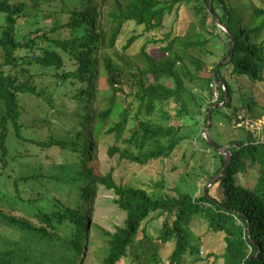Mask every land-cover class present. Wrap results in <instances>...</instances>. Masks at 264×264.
<instances>
[{
	"label": "trees",
	"instance_id": "1",
	"mask_svg": "<svg viewBox=\"0 0 264 264\" xmlns=\"http://www.w3.org/2000/svg\"><path fill=\"white\" fill-rule=\"evenodd\" d=\"M61 3L58 9H48L47 16L54 18L50 25L42 24L22 34L19 19L29 13L28 3L0 0L4 19L0 27L3 56L0 169L8 164L9 124L18 138L23 137L21 127L28 126L21 122L25 107L20 97L36 96L51 103L44 88H38L37 78L50 73L59 84L68 87V96L74 100V108L65 114L68 127L63 132L50 133L46 140L29 139L40 149L54 147L68 154L67 164L61 165L65 176H53L63 182L66 179L67 199L54 200L50 209L34 213L36 222L8 214L0 207V225L9 227L10 235L33 243L31 249L25 248L27 242L15 245L20 249L8 247L0 253V264H80L90 202L99 184L113 190L118 206L125 211V222L114 232H104L106 243L96 256L97 264H184L185 255H196L199 250L189 235V225L196 216L203 218L212 232L223 234L220 256L223 264H264V137L259 139L248 133L246 138L230 141L224 151H229L231 159L225 165L226 155L220 152L223 142L216 136H211L212 142L201 136L212 149L214 162L197 194L180 191L175 185L174 193L150 194L142 187L117 184L112 170L101 174L91 162L97 149L94 141L103 133L112 132L114 144L108 148L110 156L118 153L120 158L139 165L170 157L186 136L179 125H164L149 117L158 104L171 100L177 103L178 117L189 113L184 99L189 90L186 80H199L210 97L214 95L211 87L216 84V103L221 105L211 109L210 134L220 108L236 102L234 113L238 112L240 98L235 92L241 90L239 76L243 75L246 81L251 78L254 85L263 89L264 0H71V3L61 0ZM184 4H192L196 16L191 35L181 37L168 32L164 39L151 40L160 43L157 54L148 50L146 42L133 61L122 66L103 52L115 47L125 23H134L140 30L128 36L122 45L124 50L140 37L160 30L166 16L177 17ZM239 15L241 29L237 27ZM218 22L226 27L227 44L220 61L207 69L198 56L210 40L203 31L216 38ZM223 69H229L234 76L235 86L223 75ZM102 71L106 87L99 88ZM122 83L130 85L129 93L138 103L134 116L129 104L118 102ZM97 96L103 107L95 111L93 103ZM244 96L245 115L252 110L255 117V108L264 110V104L258 106L255 93L253 98L245 93ZM216 103L203 106L205 125L207 112ZM143 111L145 114L140 116ZM113 113L119 115V120L103 131V123ZM125 132L126 147L120 148L118 143ZM247 168L254 171L252 181L245 176L244 183L237 182L236 173H245ZM2 174L0 170V177ZM154 218L159 220V226L156 234L151 235L147 221ZM167 245H172V250L164 258L163 249ZM200 259L196 257L194 261Z\"/></svg>",
	"mask_w": 264,
	"mask_h": 264
},
{
	"label": "rangeland",
	"instance_id": "2",
	"mask_svg": "<svg viewBox=\"0 0 264 264\" xmlns=\"http://www.w3.org/2000/svg\"><path fill=\"white\" fill-rule=\"evenodd\" d=\"M23 1L28 3L26 12L29 11V13L24 17L25 19H19V28L22 34L28 33L29 30L42 24L50 25L54 18L47 16L48 9H58L62 5L61 0ZM252 1L255 2L256 0ZM66 2L71 3V0H66ZM175 17L174 14L166 16L164 25L160 30L152 31L140 37L128 49L124 50L122 45L126 42L128 36L140 30L134 23L127 22L121 30L115 47L104 49L103 52H107V55L121 66L125 65L126 61H133L141 45L146 42H149L148 50L157 54L160 43H153L151 40L164 39L165 34L168 32H174L181 37L192 33L190 28L196 20L192 4L182 5L178 16ZM3 20V15L0 14V27ZM237 27L239 29L242 27L240 15ZM224 31L227 30L221 22H218L216 38L211 37L205 30L203 31L210 40L203 47L204 50L198 53V56L204 61L207 69L220 61L224 45L227 44ZM192 51L190 48L189 52ZM2 59L3 56L0 50V62ZM222 63H225V61H222ZM102 72L98 79L97 87L99 88L106 87L104 83V80H106L105 73ZM222 73L235 86L234 76L231 75L229 69H223ZM124 78L128 80L127 77L124 76ZM239 81L241 90L235 92V96L237 95L240 98L238 112L236 111L237 115H235V108L233 107L236 102H233L231 107L220 108L218 114L214 117V125L211 129L212 135L209 133L210 136H216L217 139L223 142L224 146L221 148L223 150L229 146L230 141L237 138H246L248 133L259 139L264 137V110L260 107L264 104V88L254 85L251 78H247L246 81L243 75L239 76ZM36 83L38 88L43 87L44 92L50 95L51 103L36 96L23 95L20 97L21 103L25 107L21 122L28 123V126L21 127L23 137L18 138L12 125L9 124L7 138L8 164L5 168L0 169L3 172L0 177V193L2 194L0 207L8 214L25 217L35 222L38 219L33 217L34 213L42 209H50L54 200L67 199L66 179L63 182L59 177L54 178L53 176H59L60 174L65 176L64 173H61V165L67 164L68 154L54 147L40 149L37 144L29 139L46 140L50 133L63 132L68 127L65 114L74 108V100H71L67 93L68 87L65 84H59L50 73L43 75L40 80L37 78ZM126 83L121 84L123 92L120 93L121 99L118 102H121L124 106L129 104L131 116H134L138 103L133 101L134 97L129 93L131 87ZM200 84L199 80L185 81V85L188 86L189 90L186 92L184 99L188 104L187 111L189 113H185L182 118L177 116V103L173 100L158 104L149 117L153 121L164 125H179L181 133L186 136L170 157H159L150 160L145 165H139L126 158H120L118 153L110 156L108 148L114 144V138L112 137L114 132L103 133L94 141L97 143V149L91 156V162H93L96 170L101 174H106L112 170V176L117 184L142 187L150 194H157L158 192L174 193V185L180 191L197 194L205 182V174L213 170L214 162L212 149L208 148L201 139L205 127L203 106H206L209 102L216 103L218 93L215 83L211 87L214 91L213 97H210L208 89L201 87ZM244 93L248 96L251 95V98L254 97V93L257 95V104L260 109L255 108V117L252 110H250L249 115H245L243 109ZM217 104H219L218 106L221 105V103ZM93 107L95 111L103 107V102L98 100V96L93 103ZM144 114L143 111L140 116ZM119 118V115L115 113L109 116L103 123V131H106ZM24 136L28 139L24 140ZM127 136L128 133L125 132L120 139L118 143L120 148L126 147L124 139ZM75 159L74 157L73 161ZM253 172L252 168H247L245 173H236L237 182L244 183L245 176L247 180L252 181ZM32 175H35L36 178H33ZM15 181L16 185H14ZM209 186L210 183L206 187L209 188ZM212 189L214 193L215 186ZM29 200H32L31 204L28 203ZM116 200L117 196L112 189L105 188L100 184L96 186L95 194L90 202L86 242L80 264H97L96 256L100 254L106 243L107 237L105 238L104 232H114L117 226L124 225L125 211L118 206ZM147 223L149 234H156L155 229L159 226V220L154 218L148 220ZM9 232V227L0 225V253L8 247L20 249L21 247L15 245L22 246L26 242V249L33 248V243L28 239L26 241V238H20L19 235L12 236ZM189 235L195 248L197 247L199 250L196 255H185L184 264H223L220 257L224 247L222 233L212 232L205 220L196 216L189 225ZM35 247L37 248V246ZM171 250L172 245H167L163 249L165 252L164 258L168 256ZM196 257L201 259L194 261Z\"/></svg>",
	"mask_w": 264,
	"mask_h": 264
},
{
	"label": "water",
	"instance_id": "3",
	"mask_svg": "<svg viewBox=\"0 0 264 264\" xmlns=\"http://www.w3.org/2000/svg\"><path fill=\"white\" fill-rule=\"evenodd\" d=\"M219 104H214L212 106H210V110L207 112V121H206V125L204 127V131H203V137L208 140L209 142H212V139H211V136L209 134V125H210V112H211V109L214 107V106H218ZM220 152L224 153L226 155V160H225V165H227L231 159V155L229 153V151H224L223 149H220Z\"/></svg>",
	"mask_w": 264,
	"mask_h": 264
},
{
	"label": "built area",
	"instance_id": "4",
	"mask_svg": "<svg viewBox=\"0 0 264 264\" xmlns=\"http://www.w3.org/2000/svg\"><path fill=\"white\" fill-rule=\"evenodd\" d=\"M203 110H204V108H203Z\"/></svg>",
	"mask_w": 264,
	"mask_h": 264
}]
</instances>
